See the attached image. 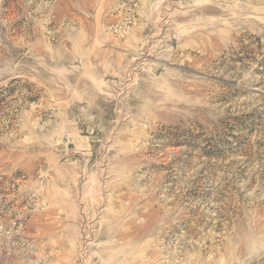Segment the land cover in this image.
Masks as SVG:
<instances>
[{
    "label": "rangeland",
    "instance_id": "374dc122",
    "mask_svg": "<svg viewBox=\"0 0 264 264\" xmlns=\"http://www.w3.org/2000/svg\"><path fill=\"white\" fill-rule=\"evenodd\" d=\"M0 264H264V0H0Z\"/></svg>",
    "mask_w": 264,
    "mask_h": 264
}]
</instances>
